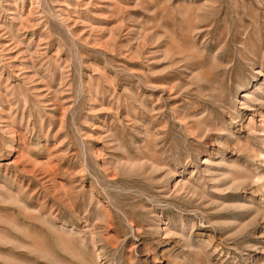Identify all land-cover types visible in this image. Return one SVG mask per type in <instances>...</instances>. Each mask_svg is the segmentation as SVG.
Returning <instances> with one entry per match:
<instances>
[{"label":"rangeland","instance_id":"1","mask_svg":"<svg viewBox=\"0 0 264 264\" xmlns=\"http://www.w3.org/2000/svg\"><path fill=\"white\" fill-rule=\"evenodd\" d=\"M0 264H264V0H0Z\"/></svg>","mask_w":264,"mask_h":264}]
</instances>
